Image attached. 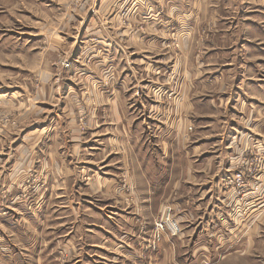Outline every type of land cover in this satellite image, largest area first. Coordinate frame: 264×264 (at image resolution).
Listing matches in <instances>:
<instances>
[{
	"label": "crops",
	"instance_id": "obj_1",
	"mask_svg": "<svg viewBox=\"0 0 264 264\" xmlns=\"http://www.w3.org/2000/svg\"><path fill=\"white\" fill-rule=\"evenodd\" d=\"M107 1L108 17L123 10L145 30L80 22L92 32L77 69L61 70L49 123L27 132L37 160L24 165L23 149L0 164V264H196L184 251L237 249L243 219L264 217V167L249 211L224 189L238 157L264 152V0ZM30 167L43 176L31 196ZM168 203L186 226L152 250Z\"/></svg>",
	"mask_w": 264,
	"mask_h": 264
},
{
	"label": "rangeland",
	"instance_id": "obj_2",
	"mask_svg": "<svg viewBox=\"0 0 264 264\" xmlns=\"http://www.w3.org/2000/svg\"><path fill=\"white\" fill-rule=\"evenodd\" d=\"M106 3H108L107 0H0V164L7 163L5 167H15L17 162L23 159L21 157L24 153L21 151L23 149L27 151L28 158H24V165L27 161L32 163L34 159L37 160V156L30 159V138H27V134L34 125L39 128L44 121L46 124L49 123L48 114L54 110L51 106L59 98L56 86L60 85V80L62 84L65 83L64 78L68 74L65 71L72 66L71 64H74V68L77 69L76 59L83 45L80 41L84 40L82 36L90 38L92 32L91 27L86 29L87 33H84L85 29L80 26V22L85 21V25L97 23L98 26V21H102L101 26L106 32L103 22L116 20L119 26L136 27L144 32V25H134L129 22L123 10H116L108 17ZM176 35L175 33L170 34V40L166 43V48L174 49L175 52L179 49ZM92 39L96 41L95 38L86 39L87 43L84 44L90 46ZM61 70H65L64 73ZM59 73L63 74L59 76ZM31 106L35 109L30 108ZM80 119L83 120V117ZM189 127L192 130L191 125H187V130L189 131ZM261 144L255 142L254 147L260 148ZM262 153L264 152L258 153L257 150L250 149L238 157L234 166L236 170L234 175L238 172L242 173V183L236 184L233 176L224 187L232 191L238 202L243 204L241 209V211L244 210L243 212L249 211L250 195L253 190H257L254 189L255 185L259 187L258 197L261 196V182L252 186L251 180L260 181L262 167H264V154ZM34 170L37 171L34 172ZM40 170L39 167H30L26 180L29 184H25L29 186L30 196L33 190L37 193L40 189L39 185L43 178ZM180 203L181 206L185 205L183 201ZM165 206L171 207L172 205L168 203ZM181 206L177 213L179 217L184 209ZM263 206V203L257 205L261 207L260 210ZM161 213L162 211L150 221L153 231L155 221H158ZM176 217L178 218L173 213V220L177 227L183 229L186 226L185 221H178ZM247 217L242 221L245 225L242 235L237 237L240 245L237 249H223L213 255L212 253L210 256L207 255V259L202 256L203 252H197L192 257V252L180 251L184 254L182 258H187L189 261L192 259L196 264H205L208 261L212 263L219 259H241L243 264L264 262V217L259 221L245 220ZM195 229L200 230L201 224H197ZM166 236L172 237L164 231L160 242ZM151 243L149 247L152 250L157 249L159 243L155 246L153 244L151 246ZM22 254L30 255L32 262L40 256L45 258L48 253L32 251ZM55 263L62 264L63 260H54Z\"/></svg>",
	"mask_w": 264,
	"mask_h": 264
},
{
	"label": "built area",
	"instance_id": "obj_3",
	"mask_svg": "<svg viewBox=\"0 0 264 264\" xmlns=\"http://www.w3.org/2000/svg\"><path fill=\"white\" fill-rule=\"evenodd\" d=\"M189 131L191 128L189 127ZM235 183H242V173L238 172L234 175ZM164 231H167L170 236L175 237L180 234V229L177 227L176 222L173 220V210L170 206H165L163 212L161 213V217L158 221H155L154 231L152 234V243L153 246L158 244L163 237ZM155 249V248H154Z\"/></svg>",
	"mask_w": 264,
	"mask_h": 264
},
{
	"label": "bare ground",
	"instance_id": "obj_4",
	"mask_svg": "<svg viewBox=\"0 0 264 264\" xmlns=\"http://www.w3.org/2000/svg\"><path fill=\"white\" fill-rule=\"evenodd\" d=\"M165 208V207H164ZM164 208H163V210H164ZM163 210H162V212H163Z\"/></svg>",
	"mask_w": 264,
	"mask_h": 264
}]
</instances>
